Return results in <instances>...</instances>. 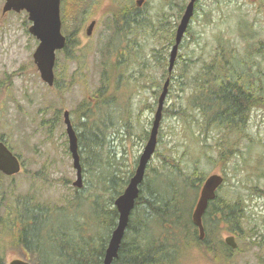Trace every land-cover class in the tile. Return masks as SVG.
<instances>
[{"label": "rangeland", "instance_id": "1", "mask_svg": "<svg viewBox=\"0 0 264 264\" xmlns=\"http://www.w3.org/2000/svg\"><path fill=\"white\" fill-rule=\"evenodd\" d=\"M4 1L0 0V138L19 157L22 169L13 176L0 177L1 186L13 195H32L37 202L65 209L54 211L47 224L46 233L67 232L60 236L58 245L63 246L84 222L89 231L107 237L106 229H98L97 223L92 222L89 205L76 199V194L86 190L91 175L82 172L81 188L72 184L76 172L68 149L63 111L68 110L73 125L78 126L79 114L73 112L101 87L105 47L117 26L115 11L127 1L136 5V0H91L79 15L67 13L65 20L61 19V31L69 39L66 49L56 52L54 74L63 87L61 90L48 86L40 78L32 57L38 41L28 31L31 21L27 13L3 14ZM178 1L184 9L188 0H143L140 6L136 5L144 25L138 28L136 38L132 36L122 43L137 49L132 53L134 62L123 73L125 79L116 76L109 80L108 88L105 86L106 91H114L118 105L109 138L125 174L132 175L135 171L167 76L169 51L183 12H178ZM162 17L167 21L164 26L160 24ZM91 20L96 21L95 26L87 35L85 30ZM218 41H225L226 46L228 42L230 48L244 57L252 52L258 41H264V0H198L179 45L163 107L166 112L163 111L156 149L145 173L171 167L168 161L171 159L186 172L198 165L205 176L220 173L225 181L218 195L240 199L243 217L239 234L226 230L214 232L222 241L233 235L236 242L235 248L229 247L231 251L223 261L190 246L182 249L178 259L175 255L172 264H261L264 260V106L252 109L247 136L225 162L218 160L215 147L220 132H202V115L197 108L190 107L194 76L215 53ZM67 52L75 58H68ZM110 59L117 61L114 55ZM251 65L261 71L264 96V56H252ZM129 73H134L130 79ZM180 73L187 74L183 90L178 86ZM130 89L132 93L128 95ZM181 109H185L184 117L175 112ZM56 113L59 118L54 119ZM169 182L179 185L180 180L174 174L167 178L158 175L151 180V186L167 190ZM200 188L195 193L191 191L192 199L190 193L187 195V201H193L190 214ZM46 233L42 234V253L41 247L39 254L30 255L22 247L9 244L4 250V263L19 258L34 264H57L60 258L54 244L47 241ZM216 254L219 253L214 258Z\"/></svg>", "mask_w": 264, "mask_h": 264}, {"label": "trees", "instance_id": "2", "mask_svg": "<svg viewBox=\"0 0 264 264\" xmlns=\"http://www.w3.org/2000/svg\"><path fill=\"white\" fill-rule=\"evenodd\" d=\"M90 1L61 0V19L64 21L67 13L79 15L84 11L83 6ZM182 10L183 5L178 1V12ZM139 11L133 2L128 1L124 7L115 11L117 26L115 25V31L105 47L107 55L102 63L101 87L93 93L90 100L82 102L73 112L79 114L78 126L73 125L71 121L80 147L79 155L83 154V157L80 156L82 172L89 173L92 179L86 183L87 193L82 190V193L76 194V199L89 205L92 222L97 223L98 229H106L108 236L103 237L98 231H89L84 222L63 246L58 245L60 236L66 235L67 232L64 230L46 233L47 224L54 211L62 212L65 209L37 202L32 195H13L10 190L7 192L0 182V264H5L3 255L9 244L22 247L30 255L39 254L41 247L42 253L44 246L41 240L44 233L47 241L53 243L56 248L60 258L57 264H101L109 235L117 221L114 199L122 193L131 176V172L125 174V171H122L111 145L109 136L111 128L115 125L114 115L118 105L114 99V91L106 89L109 80L115 79L116 76L118 79H125L123 73L132 67V53L137 52V49L133 50L130 48L132 46L126 43L123 46L122 43L124 40L136 38L138 28L144 25L143 18L138 15ZM160 20L161 26L167 23L164 17ZM68 40L67 38L66 43ZM66 55L68 58H75L73 53L67 52ZM110 55H114L117 61L113 62ZM254 55L264 56V41H258L253 51L245 57L233 47L230 48L228 42L226 46L225 41H218L215 53L210 60L202 63L201 71L194 76L190 107L197 108L202 115V132H220L215 147L221 162L227 161L238 150L240 140L247 136L246 127L252 109L264 106L261 71L253 69L251 65ZM133 75L134 73H129L127 77L130 79ZM177 77L180 80L178 86L183 90L187 74L180 73ZM54 87L63 89L59 85L58 77L54 81ZM131 93L132 89L128 95ZM184 110L175 112L177 116L184 117ZM163 111L166 112L164 109ZM57 118L59 115L54 119ZM0 140L8 146L4 139ZM168 161L171 167L153 169L145 173L118 257L113 264H172L175 255L178 259L182 249L190 246L202 249L203 253L212 255L213 259L221 262L231 251L214 232L226 230L239 234L243 203L238 198L227 199L218 195L221 186L215 198L208 202L202 216L205 234L200 239L197 228L191 221L190 209L193 201L188 202L187 195L190 193L192 199L191 191L195 193L200 188L205 173L198 165L186 172L180 169L179 163H174L172 159ZM171 174L180 180L179 185L169 182L167 190L151 186L154 176L162 175L167 178ZM3 176L0 173V177ZM95 235L97 237L93 239ZM215 253L219 254L214 258ZM261 264H264V260Z\"/></svg>", "mask_w": 264, "mask_h": 264}, {"label": "water", "instance_id": "3", "mask_svg": "<svg viewBox=\"0 0 264 264\" xmlns=\"http://www.w3.org/2000/svg\"><path fill=\"white\" fill-rule=\"evenodd\" d=\"M142 2L143 0H136L138 6H140ZM195 2L196 0H188L176 26L174 44L170 49L168 58L167 72L169 75L173 71L179 45L193 15ZM9 11H25L27 13L28 19L31 21L28 31L38 41L32 55L33 61L39 71L41 80L48 86H53L55 79L54 66L56 51L62 49L65 45V36L61 32L60 0H5L2 6V13L4 14ZM94 25L95 20L89 23L86 28L87 35L91 34ZM169 82L170 79L168 76L157 98V106L154 111L148 137L138 157L135 171L129 178L122 193L114 199L113 205L118 216L116 226L111 231L104 249L101 264H113V261L118 257L119 248L128 225L130 214L134 209L135 202L140 193V185L144 179L146 167L156 149L157 136L163 115L164 102L168 93ZM63 122L68 138V149L72 158V166L76 172V179L72 184L77 188H81L82 167L78 151L79 147L76 132L71 123L68 110L63 111ZM20 170L21 163L19 158L0 141V172L6 176H12L20 172ZM223 182L224 177L219 173L209 174L202 182L198 198L191 213L192 223L197 228L200 239L204 236L202 215L208 202L215 198L216 191ZM224 242L231 248H235L236 246L234 236L232 235L225 237ZM8 264L31 263L27 260L14 258L11 259Z\"/></svg>", "mask_w": 264, "mask_h": 264}, {"label": "flooded vegetation", "instance_id": "4", "mask_svg": "<svg viewBox=\"0 0 264 264\" xmlns=\"http://www.w3.org/2000/svg\"><path fill=\"white\" fill-rule=\"evenodd\" d=\"M91 21H93V20H91ZM91 21H90V22H91ZM90 22H89V23H90ZM95 22H96V21H95ZM89 23H88V25H89ZM88 25H87V26H88ZM86 28H87V27H86ZM85 33H86V30H85ZM66 45H67V43L65 44V46H64V48H63L62 50L66 49Z\"/></svg>", "mask_w": 264, "mask_h": 264}]
</instances>
